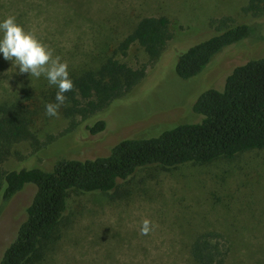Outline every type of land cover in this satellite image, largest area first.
<instances>
[{"label":"rangeland","instance_id":"374dc122","mask_svg":"<svg viewBox=\"0 0 264 264\" xmlns=\"http://www.w3.org/2000/svg\"><path fill=\"white\" fill-rule=\"evenodd\" d=\"M249 2L0 0V21L15 16L67 62L70 78L98 68L110 57L148 73L129 93L128 103L102 113L103 131L91 133L88 127L97 120L66 117L62 107L58 117L45 115V105L56 103L58 88L44 76L21 74L0 53V102L18 100L34 113V141L18 145L8 165L28 163L49 170L59 159L106 156L125 137H157L195 120L191 107L200 93L220 89L232 68L264 57V0L255 1L252 9ZM150 16L169 20V45L208 39L223 22L254 24L257 34L223 49L197 77L181 80L174 72L176 57L162 74V65L151 70L138 45L124 55L117 51L137 22ZM35 191L34 185H26L3 209L0 258L25 220ZM144 219L155 225L148 235L140 234ZM211 231L219 233L230 250L223 264H264V149L206 165L141 168L118 182L109 195L70 192L66 212L40 246L37 264H195L190 245L199 234Z\"/></svg>","mask_w":264,"mask_h":264},{"label":"trees","instance_id":"16d2710c","mask_svg":"<svg viewBox=\"0 0 264 264\" xmlns=\"http://www.w3.org/2000/svg\"><path fill=\"white\" fill-rule=\"evenodd\" d=\"M255 1L262 0H250L249 9ZM169 25L165 16L142 17L120 42L117 51L124 55L132 45H138L149 58L151 70L162 65V74L176 57L175 75L189 80L201 74L223 49L257 34L254 24L227 26L223 22L214 36L175 46L169 45L172 39ZM147 75L144 68L133 70L113 57L107 58L98 68L70 78L74 90L65 93L67 101L61 106L62 112L66 117L97 120L88 129L99 133L105 126L103 120H99L102 113L128 103L129 93ZM191 110L195 120L174 125L157 137H125L114 144L106 156L84 160L62 158L45 170L29 167L28 163L8 165L16 156L18 145L34 141V113L18 100L1 101L0 215L26 185H34L36 191L25 210V220L4 250L0 264L38 263L40 246L51 237L66 212L70 192L109 195L118 182L128 180L141 168L206 165L264 149V57L232 68L225 74L222 87L200 93ZM229 251L223 237L211 231L193 240L189 255L195 264H223Z\"/></svg>","mask_w":264,"mask_h":264},{"label":"clouds","instance_id":"9594fccd","mask_svg":"<svg viewBox=\"0 0 264 264\" xmlns=\"http://www.w3.org/2000/svg\"><path fill=\"white\" fill-rule=\"evenodd\" d=\"M0 53L7 61H13V67L19 68L21 74L28 73L39 79L44 76L50 86H56V103L45 105V115L58 117L59 109L65 106V93L74 90V83L69 77L67 62H61V57L54 56V50L48 48L31 31L16 22L15 16H7L0 21ZM155 225L148 219L142 221L141 235H148Z\"/></svg>","mask_w":264,"mask_h":264}]
</instances>
